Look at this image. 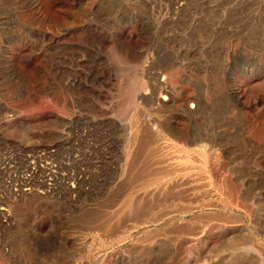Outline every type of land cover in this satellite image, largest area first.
<instances>
[{"label": "rangeland", "instance_id": "rangeland-1", "mask_svg": "<svg viewBox=\"0 0 264 264\" xmlns=\"http://www.w3.org/2000/svg\"><path fill=\"white\" fill-rule=\"evenodd\" d=\"M0 264H264V0H0Z\"/></svg>", "mask_w": 264, "mask_h": 264}, {"label": "bare ground", "instance_id": "bare-ground-1", "mask_svg": "<svg viewBox=\"0 0 264 264\" xmlns=\"http://www.w3.org/2000/svg\"><path fill=\"white\" fill-rule=\"evenodd\" d=\"M125 11V10H124ZM123 16V15H122ZM121 16V17H122ZM125 16H127V15H125ZM125 16H124V18H125ZM128 23L129 22H125V25H128ZM4 53V52H3ZM6 59L8 60V56L6 57ZM9 63V62H8ZM230 90L229 91H232L231 93H233L234 94V87H230L229 88ZM167 98L165 97H163V100H166ZM176 99V98H175ZM174 101V98H172V102ZM171 107V106H170ZM172 109L170 108V112L172 113L171 115H170V120L168 121V123H167V125L164 127V129H161L160 131L158 130V129H156V128H152V130H151V132H149V133H147V135L148 136H150V139L152 138V139H155V140H157V138L158 137H160V135H161V137H163L162 138V140H164L165 138H170V137H178V135H177V132H176V129H175V127H174V125H173V122H174V119L176 118V114H173V110L171 111ZM190 112H192V111H190ZM178 117V116H177ZM140 128V127H139ZM150 131V130H149ZM136 132V131H135ZM134 132V133H135ZM140 133H141V131H139ZM138 132V133H139ZM138 133H137V135H138ZM136 134V133H135ZM135 134H133V136L135 135ZM179 134V133H178ZM147 136V137H148ZM164 136H166V137H164ZM136 137V136H135ZM138 137V139H139V136H137ZM136 139V138H135ZM135 139H133L134 141H135ZM149 138H147L146 140H148ZM150 139L148 140V142L150 141ZM174 139V138H173ZM173 139H169V141H167V139H166V143H165V141H164V143H159V141H158V145H159V147L160 146H162V149L164 148V147H166L167 146V148H168V146L170 145V142H174V141H172ZM132 140V141H133ZM137 141V140H136ZM135 141V142H136ZM148 142H146V143H148ZM160 142H163V141H160ZM167 142H168V144H167ZM133 143V142H132ZM155 143V142H154ZM154 143H152V141H151V146H152V144H153V147H151L150 145V147L151 148H154V147H156V145H154ZM156 143H157V141H156ZM160 144H162V145H160ZM166 144V145H165ZM172 144V143H171ZM173 145V144H172ZM171 146V145H170ZM149 147V148H150ZM148 148V149H149ZM151 148L149 149L152 153H154L153 152V150H151ZM161 148V147H160ZM147 149V148H146ZM155 149V148H154ZM166 149V148H165ZM148 150V151H149ZM131 150L129 149V152H130ZM132 152V151H131ZM156 153V152H155ZM202 153V152H201ZM127 154V153H126ZM132 154V153H131ZM130 154V155H131ZM156 154H158V152L156 153ZM129 154H127V156H128ZM129 155V156H130ZM133 155V154H132ZM151 156V155H150ZM155 156H158V155H155ZM201 156H202V154H201ZM204 157V156H203ZM131 157H129V159H130ZM153 158V157H152ZM167 159V158H166ZM237 259V258H236Z\"/></svg>", "mask_w": 264, "mask_h": 264}]
</instances>
